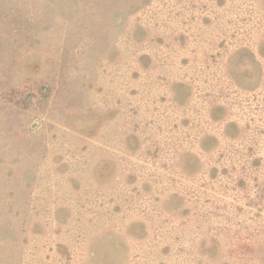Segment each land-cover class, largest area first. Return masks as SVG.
Returning <instances> with one entry per match:
<instances>
[{"label": "rangeland", "instance_id": "374dc122", "mask_svg": "<svg viewBox=\"0 0 264 264\" xmlns=\"http://www.w3.org/2000/svg\"><path fill=\"white\" fill-rule=\"evenodd\" d=\"M0 264H264V0H0Z\"/></svg>", "mask_w": 264, "mask_h": 264}]
</instances>
